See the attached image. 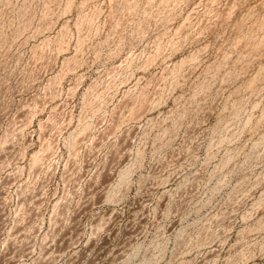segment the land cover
I'll return each instance as SVG.
<instances>
[{"label": "rangeland", "instance_id": "obj_1", "mask_svg": "<svg viewBox=\"0 0 264 264\" xmlns=\"http://www.w3.org/2000/svg\"><path fill=\"white\" fill-rule=\"evenodd\" d=\"M0 264H264V0H0Z\"/></svg>", "mask_w": 264, "mask_h": 264}]
</instances>
